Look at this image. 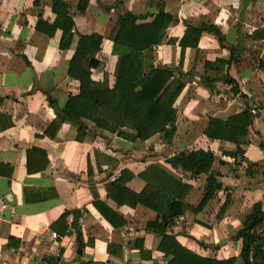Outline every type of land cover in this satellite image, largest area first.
<instances>
[{
    "label": "crops",
    "instance_id": "1",
    "mask_svg": "<svg viewBox=\"0 0 264 264\" xmlns=\"http://www.w3.org/2000/svg\"><path fill=\"white\" fill-rule=\"evenodd\" d=\"M52 1L0 0V264H164L166 256L157 247L161 234L144 228L157 218L156 211L132 202L133 192L144 185L138 173L147 164L189 184L182 213L172 217L164 232L198 255L232 256L238 262L241 239L235 230L254 202L264 209L262 175L245 171L248 162L264 161V147L258 145L264 143V0H59L55 9L64 7V18L52 9ZM160 7L174 19L153 46V64L184 72V84L172 102L170 141L163 131L129 140L86 118V129L76 136V126L58 122L51 106L53 101L62 105L78 90V80L66 72L76 40L82 34L101 35L91 56L97 62L90 64V57L87 64L90 77L106 76L110 87L117 14L126 10L141 14L135 20H151ZM68 19L73 22L71 39L60 47L61 25L52 31L48 25ZM199 22L218 25L223 45L202 30L196 45H184L180 52L185 28ZM235 43L242 47L227 71L239 91L219 79L208 88L200 80L203 60L226 58L227 46ZM244 107L254 112L246 141L239 143L241 152L229 155L235 144L208 137L203 129L208 116L223 119ZM188 148L213 152L211 169L221 184L198 209L188 206L200 200L205 174L191 175L165 160ZM117 176L123 178L114 190L118 199L108 192ZM226 195L228 203L220 212ZM258 230L264 248V218Z\"/></svg>",
    "mask_w": 264,
    "mask_h": 264
},
{
    "label": "trees",
    "instance_id": "2",
    "mask_svg": "<svg viewBox=\"0 0 264 264\" xmlns=\"http://www.w3.org/2000/svg\"><path fill=\"white\" fill-rule=\"evenodd\" d=\"M55 4H59V0L52 1V9L56 8ZM55 10L57 15L65 17L64 7ZM242 12L243 10L239 11V17ZM140 16L141 14H133L126 10L117 14L111 31L113 49L116 52L112 65L114 81L110 87L107 85L106 76L101 80L91 78L87 64L88 59L99 48L101 35L94 32L82 34L76 40L66 72L78 80V90L68 95L62 105L54 101L51 103L55 119L58 122L65 120L73 123L77 129L76 136L79 137L83 129H86L82 119L86 118L94 127L114 131L129 140L145 139L156 131H163L166 141H170L175 119L172 102L184 84V72L179 68L174 70L168 65L154 66L153 46L160 41L166 24L174 17L164 12L161 7L151 20H135ZM38 21L35 23L36 27ZM239 22L236 21V28ZM72 25L70 19L53 20L48 25L51 31L55 26L61 28L58 41L60 47L66 46L71 39L69 29ZM202 30L212 33L219 44L223 45L224 35L218 25L199 22L191 29L185 28L184 34L178 41L180 52L184 45H196V39ZM187 36H191L192 40L185 42L184 38L187 39ZM120 47L122 49H119ZM241 47L237 43L230 44L227 46L226 58L215 57L213 60H203L204 70L200 77L202 83L211 89L212 82L219 79L229 84L231 91L238 92L237 83L229 75L227 68L231 62L237 61ZM208 69L211 71L209 72ZM253 115L254 112L244 107L223 119L208 116L203 133L211 138L234 143V151H227L229 155H234L241 152L239 143L246 141L247 126L251 123ZM258 145L264 147L261 141ZM213 157L214 154L210 149L202 148L182 149L165 156V160L172 166L188 171L191 175L205 174L203 194L195 206H188L192 209L202 207L221 186L216 178L218 172L211 169ZM249 168L250 171L259 172L264 181V161L248 162L245 171ZM138 175L144 179V185L138 192H133L132 202L139 201L156 211L159 220L155 218L146 221L144 228L161 234L157 247L166 256L164 264H264L263 240L258 230L264 218V209L259 202L253 203L251 210L244 215L240 226L235 230L236 235L241 239L239 261L235 262L232 256L208 258L186 249L176 242L170 233L164 232L172 217L182 213V198L189 184L153 164H147ZM121 181L123 178L117 176L108 184L109 194L116 199H118L115 196L117 191L114 190ZM228 199L229 196L226 195L219 207L220 212L226 207ZM63 215L65 211L61 214ZM104 216L112 221L108 215L104 214ZM81 264H90V262L81 261Z\"/></svg>",
    "mask_w": 264,
    "mask_h": 264
},
{
    "label": "water",
    "instance_id": "3",
    "mask_svg": "<svg viewBox=\"0 0 264 264\" xmlns=\"http://www.w3.org/2000/svg\"><path fill=\"white\" fill-rule=\"evenodd\" d=\"M88 62H89L90 64H92V65H95L96 62H97V59L94 58V57H91V58L89 59ZM76 238H77V240H79V238H80V232H79V231L77 232V236H76ZM76 250H77V252L80 251V245L77 246Z\"/></svg>",
    "mask_w": 264,
    "mask_h": 264
},
{
    "label": "built area",
    "instance_id": "4",
    "mask_svg": "<svg viewBox=\"0 0 264 264\" xmlns=\"http://www.w3.org/2000/svg\"><path fill=\"white\" fill-rule=\"evenodd\" d=\"M50 234H51V236H54L55 235V232H51Z\"/></svg>",
    "mask_w": 264,
    "mask_h": 264
}]
</instances>
